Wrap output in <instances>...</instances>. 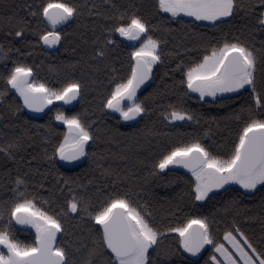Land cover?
<instances>
[{"label":"trees","instance_id":"trees-1","mask_svg":"<svg viewBox=\"0 0 264 264\" xmlns=\"http://www.w3.org/2000/svg\"><path fill=\"white\" fill-rule=\"evenodd\" d=\"M44 2L0 0V46L3 47L0 57H5L0 59V92H5L0 99V144L20 138L22 145L13 150L15 159L0 153V204L5 200L10 201L13 196L10 189L16 187L13 183L16 176L28 173L29 194L36 197L38 207L49 214H59L65 231L60 233L58 242L67 247L77 260L86 252L82 245L91 246L94 221L79 212L71 213L67 209V201L74 194L84 196L95 208L109 193L129 187L137 193L134 199H138L140 204L149 205L161 228L168 223L175 225L182 222L186 215L215 214L217 223L213 224L212 230L220 242L225 243L223 233L233 219L246 234L259 240L264 234V188L259 186L250 192L238 186H228L225 188L227 190L210 194L205 201H193L186 195L190 190V181L194 180L190 173L180 167H169L165 171L152 168L162 152L173 144L187 142L193 137L198 136L210 150L221 154L235 139L236 123L227 117L248 100L247 94L241 99H236L232 93L199 100L197 95L189 93V97L184 98V107L198 114L199 123L195 120L171 123L164 113L171 112L168 104L177 102L175 82L182 77L179 71H173L176 65L181 61L187 64L193 57L201 55L203 46L209 40L216 43L222 33H227L229 38L240 36L255 48L264 44V30L257 25L255 15L238 11L220 25L221 31H218L212 24L189 17H183V23L170 20L169 14L155 8L156 0H69L81 5H95L92 11L100 15H89L88 8H83L78 18L60 30L61 41L48 46L39 40L46 24L39 23L38 17L29 14L30 10H38ZM243 2L247 4L253 0ZM122 13L125 14V21L133 13L143 16L150 24L157 25L154 36L166 41L161 45L164 62L155 64L150 85L138 96L140 99L149 97L146 103L151 111L141 114L138 122L129 125L101 105L103 97L114 87L112 81L119 82L130 73L129 53L133 47L124 43L118 33L108 34L102 27L111 24L105 16H119ZM8 17L12 18L11 22ZM24 22L27 28L22 37H15V30ZM105 36L114 41L107 50V59L93 60V50ZM9 48L12 51H8ZM13 62L31 66L34 73L32 79L51 88L63 87L70 80L79 81L83 87L77 105L67 107L55 104L43 119L29 117L23 100L3 78L14 66ZM58 111L68 116L82 114L91 123L93 133L99 137L86 147L87 153L95 155H86V162L73 169L62 168L58 164V156L53 166L44 151L47 149V156H51L54 144H58L66 132V128L55 119ZM105 169L112 174H105ZM152 171L157 174L150 175ZM65 178H70L67 185L63 183ZM113 181H116L115 185ZM232 200L237 202L236 206L228 204ZM176 205H180L182 210L172 215ZM226 206L228 211H225ZM62 209L69 211V215H62ZM6 221L5 212V219L0 220V228L4 227ZM12 228L13 234L25 243H31L34 239L33 231L19 235L14 225ZM175 237L174 233L167 234L159 254L153 253L158 264H206L213 254L212 246L208 245L201 258L195 260L188 252L178 248ZM77 248H80L79 252Z\"/></svg>","mask_w":264,"mask_h":264},{"label":"snow or ice","instance_id":"snow-or-ice-1","mask_svg":"<svg viewBox=\"0 0 264 264\" xmlns=\"http://www.w3.org/2000/svg\"><path fill=\"white\" fill-rule=\"evenodd\" d=\"M154 6L158 11L169 14L170 20L183 23V17H192L195 21L211 22L218 31L226 20L238 11H244L247 15H255L257 25L264 30V0H253L247 4L243 0H156ZM83 8H88L89 15H100L92 11L95 5H81L69 0H45L38 10H30L32 17H38V22L47 26L39 40L48 46L58 44L62 38L58 26L78 18ZM11 19L8 17L9 22ZM105 19L111 21L110 25H102L108 34L119 33L128 40L139 42V47H133L129 53L130 73L119 82L112 81L114 87L103 97L101 105L103 109L119 113L124 121L134 120L151 111L146 103L149 97L138 98L137 89L149 79L153 65L164 62L161 45L166 41L154 36L157 25L135 13L127 21L123 13L105 16ZM26 28V22L17 27L15 37H22ZM113 43L109 36H105L102 42H97L91 58L106 60L107 50ZM0 52H3L2 46ZM13 63L3 78L29 109L42 111L53 100L70 103L81 95L83 85L79 81L70 80L63 87L51 88L32 79L31 66ZM173 71H179L182 78L175 82L177 102L168 104L171 112L164 113L172 121L195 120L199 123L198 114L184 107V98L189 97V93H198L199 100L216 98L224 93H233L236 99H241L247 94L248 100L227 117L229 121H235L237 127L235 139L222 154L210 150L197 136L187 142L173 144L162 152L158 161L153 163V170L163 171L170 165L188 169L194 180L190 181L186 195L193 201H205L210 193L214 194V190L225 189L231 184H238L245 190H254L257 185L264 188V44L255 48L240 36L229 38L227 33H222L216 43L209 40L203 46L201 55L193 57L187 64L181 61ZM4 95L5 92H0V99ZM55 119L66 125L67 131L63 133V139L54 144L51 156H47V149L44 150L53 166L57 156L62 161H74L85 155H95L87 153L86 147L99 137L82 114L68 116L58 111ZM21 146L20 138H17L0 144V153L15 159L13 150ZM105 174L112 173L105 169ZM156 174L155 171L150 172V175ZM27 175L16 176L13 181L16 187L10 189L13 196L10 201L0 204V220H4L7 213V221L0 228V264H158L153 253L159 254L162 241L169 233L176 234L178 248L193 255L205 245L212 246L213 254L206 264H264V234L259 240L253 239L233 219L222 237L230 245V250L212 230L213 224L217 223L215 214L186 215L182 222L168 223L161 228L149 205L134 199L137 193L130 187L109 193L95 208L84 196L74 194L67 201V209L71 213L79 212L94 221L91 246L82 245L86 252L77 260L67 247L58 242L57 234L65 231L59 214H49L38 207L36 197L29 194ZM63 183L69 184L70 178H65ZM228 204L236 206L237 202L232 200ZM181 210V206L176 205L172 215ZM69 211L62 209L61 214L68 216ZM225 211H228L227 206ZM236 214L239 215L238 212ZM13 221L30 225L35 230L31 243L21 241L13 234ZM76 251L79 252L80 248Z\"/></svg>","mask_w":264,"mask_h":264},{"label":"water","instance_id":"water-1","mask_svg":"<svg viewBox=\"0 0 264 264\" xmlns=\"http://www.w3.org/2000/svg\"><path fill=\"white\" fill-rule=\"evenodd\" d=\"M72 21H73V20H72ZM72 21L68 22L66 25L70 24ZM66 25L58 26V30L61 29V28L64 27V26H66ZM120 39H121L124 43L130 45L131 47H138V45H139V42H137V41H132V40H128L126 37H122V36H120ZM152 70H153V69H152ZM151 78H152V74H151V76L149 77V79L146 80V81H145V82H144V83H143V84L137 89V97H138L143 91H145V90L148 88V86H149L150 83H151ZM230 94H232V93L218 94V96H226V95H230ZM78 100H79V96H78L75 100L71 101L70 103H71L72 105H77ZM125 103H128V102L125 101ZM25 108H26V111H27L28 116L31 117V118H35V119H37V118H42V117L45 115V112H46V107H44L42 111H36V110H33V109H29V108H27L26 106H25ZM140 117H141V116H138V117H136L134 120H129V121H124V120L122 119V121H123V123L128 124V125H129V124H134V123H136V122H138V121L140 120ZM85 162H86V155H85V156H82V157H80L78 160H74V161H62V160L59 159V164H60V166L63 167L64 169H73V168H76V167H78V166L83 165ZM179 167H180L182 170H184V171H186V172H188V173H191L188 169L183 168V166L179 165ZM16 225H20V224H16ZM22 226H23V227H28V226H30V225H22ZM57 237H58V240H59V238H60V233L57 234ZM207 247H208V245H205V247H204L203 249H201V251H200L199 253H196L195 255H193V254H191V253H188V254H189L192 258H194L195 260H199V259L201 258V256H202V254L204 253V251L207 249Z\"/></svg>","mask_w":264,"mask_h":264},{"label":"rangeland","instance_id":"rangeland-1","mask_svg":"<svg viewBox=\"0 0 264 264\" xmlns=\"http://www.w3.org/2000/svg\"><path fill=\"white\" fill-rule=\"evenodd\" d=\"M189 18H192V17H189ZM194 19V18H193ZM199 22H204V23H209V24H211V22H208V21H199ZM119 34V33H118ZM120 36V35H119ZM139 47V46H138ZM154 66L155 65H153V68H154ZM14 90V89H13ZM15 91V90H14ZM16 92V91H15ZM16 94L19 96V94L16 92ZM195 95H199L198 93H194ZM20 97V96H19ZM218 97V96H217ZM21 98V97H20ZM22 99V98H21ZM205 99H214L213 97H205L204 98V100ZM55 103H63V104H66L64 101H62V100H53V102L51 103V104H48V106H51L52 104H55ZM127 104V103H126ZM113 113H116V112H113ZM118 116H119V113H116ZM169 121L171 122V123H177V122H182V121H172V120H170L169 119ZM65 126V128H66V131H67V127H66V125H64ZM169 167H175V168H179V165H170ZM165 170H167V169H164L163 171H165ZM228 186H238V187H240L238 184H231V185H226L225 186V188L226 187H228ZM260 185H257V188L259 187ZM256 188V189H257ZM256 189H254V190H256ZM220 190H222V189H220ZM243 190H245V189H243ZM254 190H246V191H250V192H252V191H254ZM216 191H219V190H214V192H216ZM210 194H212V193H210ZM209 194V195H210ZM31 229L33 230V232L35 233V230L31 227Z\"/></svg>","mask_w":264,"mask_h":264},{"label":"flooded vegetation","instance_id":"flooded-vegetation-1","mask_svg":"<svg viewBox=\"0 0 264 264\" xmlns=\"http://www.w3.org/2000/svg\"><path fill=\"white\" fill-rule=\"evenodd\" d=\"M67 26V25H66ZM66 26H64V27H66ZM64 27H62L61 29H59V31L60 30H62ZM139 46V45H138ZM55 104H63V103H55ZM55 104H52L51 106H53V105H55ZM63 105H66L67 107H72V106H75V105H72L71 103H66V104H63ZM51 106H46V112L48 111V109L51 107ZM46 112H45V114H46ZM45 116V115H44ZM44 116L42 117V118H37V119H43L44 118ZM35 119V118H34ZM60 124H62L63 126H64V124L61 122V121H58ZM65 127V126H64ZM58 164H59V159H58ZM60 165V164H59ZM63 168V167H62ZM13 225H14V228H15V230H16V232H17V234H24V233H26V232H28V231H33L32 229H31V226H28V227H23L22 225H16V223L13 221ZM34 235H35V233H34Z\"/></svg>","mask_w":264,"mask_h":264},{"label":"crops","instance_id":"crops-1","mask_svg":"<svg viewBox=\"0 0 264 264\" xmlns=\"http://www.w3.org/2000/svg\"><path fill=\"white\" fill-rule=\"evenodd\" d=\"M225 246L228 247L231 250L230 245H228V243L226 241H225ZM216 255L219 257L218 253H216Z\"/></svg>","mask_w":264,"mask_h":264}]
</instances>
